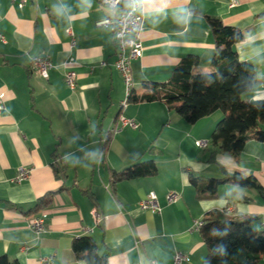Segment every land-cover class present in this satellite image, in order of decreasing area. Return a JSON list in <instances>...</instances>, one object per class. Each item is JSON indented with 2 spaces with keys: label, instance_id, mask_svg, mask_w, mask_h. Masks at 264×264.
<instances>
[{
  "label": "crops",
  "instance_id": "0c3cea01",
  "mask_svg": "<svg viewBox=\"0 0 264 264\" xmlns=\"http://www.w3.org/2000/svg\"><path fill=\"white\" fill-rule=\"evenodd\" d=\"M61 3L71 7V15L55 13L54 5ZM78 4L0 0V256L14 264H42L45 256H51L50 264H87L71 244L75 237L90 235L107 264H175V251L187 255L182 264H202L206 245L193 222L207 211L253 215L251 226L263 229L264 196L256 189L239 186L241 195L238 185L227 182L214 197L201 199L189 174L204 181L224 170L238 171L254 175L264 189V141L250 138L238 158L217 152L211 160L210 134L221 111L187 122L162 100H130L121 106L125 83L113 65L112 31L95 23L108 14L99 0L89 11ZM180 6L192 12L185 24L171 14L158 23L143 19L142 54L130 63L133 95L167 81L185 54L199 56L194 70L210 69L214 44L208 15L244 33L235 46L237 56L253 65V85L264 88V0H172L173 8ZM37 55L52 62L47 77L31 66ZM70 68L76 72L73 89L63 78ZM244 97L253 100L249 90ZM120 113L137 127L111 132ZM195 140L207 145L197 146ZM137 159H153L156 172L113 179V171ZM55 161L65 167L61 179ZM19 166L31 170L15 181ZM172 190L179 193L176 202L166 199ZM51 191L48 204L33 210L36 200ZM151 191L158 212L139 207ZM36 215L44 216L39 233L28 227ZM257 264H264V255Z\"/></svg>",
  "mask_w": 264,
  "mask_h": 264
},
{
  "label": "trees",
  "instance_id": "16d2710c",
  "mask_svg": "<svg viewBox=\"0 0 264 264\" xmlns=\"http://www.w3.org/2000/svg\"><path fill=\"white\" fill-rule=\"evenodd\" d=\"M211 29L214 54L209 70H194L199 62L195 53L185 54L174 66L171 77L164 82H153L152 86L139 95H128V101L162 100L187 122L219 110L223 116L217 121L210 134L209 143L214 146L209 159L214 160L217 152L238 158L250 138L264 141V107H257L253 100L244 97L253 86V65L240 60L236 43L244 38V33L235 26L223 23L216 16H207ZM55 175L63 178L64 166L52 163ZM156 172L153 159L135 160L121 171H113V179H132ZM195 187L196 196L212 198L223 183L256 189L264 196V189L252 174L226 171L220 177H206L189 174ZM53 192L40 196L33 210L48 204ZM256 216H235L225 208L211 209L202 217L199 227L201 238L206 245V255L202 264H257L264 255V228L257 230L251 226ZM75 256L87 264H107L105 255L97 251L90 235H81L72 240ZM0 264H14L0 256Z\"/></svg>",
  "mask_w": 264,
  "mask_h": 264
},
{
  "label": "built area",
  "instance_id": "2783aa9c",
  "mask_svg": "<svg viewBox=\"0 0 264 264\" xmlns=\"http://www.w3.org/2000/svg\"><path fill=\"white\" fill-rule=\"evenodd\" d=\"M23 1V0H22ZM101 4L104 5V0H99ZM231 3H235V0H231ZM97 26H109L112 31V36L115 43V60L113 62L114 67L120 72L125 83V98L121 101V106H125L128 101V95L130 93L131 87V70L130 63L131 60L139 58L142 54V44L140 40V32L143 28V18H137L134 22H130L127 25H112L109 23L107 17L97 20ZM67 33L71 35L70 46L74 45L73 32L71 27L66 29ZM1 37V36H0ZM72 62V58L69 59L68 63ZM31 66L35 69L41 76L47 77L48 70L52 66V62L45 56H33L31 58ZM63 78L65 84L73 89L76 85V72L73 69H67L63 73ZM3 107V94L0 93V109ZM118 123L110 128L111 132H116L123 127H137V122L130 117H127L120 113L118 115ZM197 146L204 147L207 145L206 140H195ZM31 168L25 166H19L17 169V174L14 177L15 181H19L28 176ZM179 198V193L177 191H169L166 194V199L168 202H176ZM139 207L142 210H149L151 212H158L160 206L157 201V196L155 192H149L144 198L139 202ZM44 216L36 215L30 218L28 222V227L39 233L44 229ZM202 224V219H196L193 222V227L199 228ZM187 260V255L181 251H175L173 254V261L175 264H182ZM42 264H50L52 262L51 256H45L41 259Z\"/></svg>",
  "mask_w": 264,
  "mask_h": 264
},
{
  "label": "clouds",
  "instance_id": "9594fccd",
  "mask_svg": "<svg viewBox=\"0 0 264 264\" xmlns=\"http://www.w3.org/2000/svg\"><path fill=\"white\" fill-rule=\"evenodd\" d=\"M94 0H79L81 11H89L93 6ZM104 7L107 12V19L112 25H127L134 22L137 18L158 23L166 19L171 14L174 21L178 24H185L190 21L192 12L185 7H172V0H104ZM55 13L58 16L66 17L72 14V9L65 3L54 5ZM252 39L251 36L246 40ZM264 62V60L260 61ZM249 91L252 94L253 103L257 107H264V88L253 85ZM238 191L243 194V190Z\"/></svg>",
  "mask_w": 264,
  "mask_h": 264
}]
</instances>
